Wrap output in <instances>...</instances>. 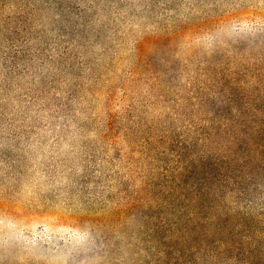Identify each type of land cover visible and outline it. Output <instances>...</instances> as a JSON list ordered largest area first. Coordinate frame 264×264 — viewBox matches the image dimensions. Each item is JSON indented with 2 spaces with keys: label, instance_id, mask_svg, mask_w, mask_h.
<instances>
[{
  "label": "trees",
  "instance_id": "trees-1",
  "mask_svg": "<svg viewBox=\"0 0 264 264\" xmlns=\"http://www.w3.org/2000/svg\"><path fill=\"white\" fill-rule=\"evenodd\" d=\"M254 13L264 0H0V154L66 165L68 210L99 227L141 213L131 264H264V54L178 87L138 48L122 77L135 31ZM207 90L224 110L205 111Z\"/></svg>",
  "mask_w": 264,
  "mask_h": 264
},
{
  "label": "rangeland",
  "instance_id": "rangeland-1",
  "mask_svg": "<svg viewBox=\"0 0 264 264\" xmlns=\"http://www.w3.org/2000/svg\"><path fill=\"white\" fill-rule=\"evenodd\" d=\"M155 33L146 27L128 39L123 79L136 62L138 48L159 66L164 81L178 87L189 85L198 69L211 68L224 54H264V15L257 13L197 25L165 39L154 38ZM208 91L203 96L205 111L224 110L223 100ZM122 97L118 89L112 110L123 107ZM1 154L14 160L6 166L0 162V264H131L145 254L141 213L122 217L115 231L99 227L82 214L87 205L68 210L72 195L62 182L66 165L26 163L23 157Z\"/></svg>",
  "mask_w": 264,
  "mask_h": 264
}]
</instances>
